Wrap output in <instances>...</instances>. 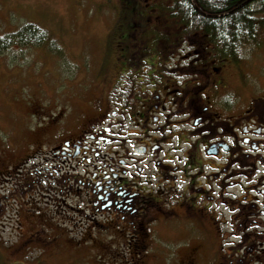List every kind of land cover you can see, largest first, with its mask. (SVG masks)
I'll return each instance as SVG.
<instances>
[{
	"label": "rangeland",
	"instance_id": "1",
	"mask_svg": "<svg viewBox=\"0 0 264 264\" xmlns=\"http://www.w3.org/2000/svg\"><path fill=\"white\" fill-rule=\"evenodd\" d=\"M142 3L141 0H0V38L11 37L28 26L45 33L39 45L13 36L8 48L0 50V155L4 158L0 164L2 264H185L186 257L195 253L193 249L198 252V264H214L212 256L217 252L222 261L241 264L239 256H249L244 250L254 253L252 244L238 243L249 232H255L252 236L256 244L261 243L264 248V219L256 214L246 220L245 215L239 216L236 211L240 206L238 200L243 197L250 199L243 204L247 210L258 205L255 202L264 201V123L258 125L264 122V1L261 7L253 4L258 10L252 29L255 42L239 40L234 56L230 51L238 69L232 63L215 64L214 60L220 59L219 53L229 47L223 38L210 42L200 34L191 35L183 40V56H175L177 76L189 74L184 68L189 59L198 62L192 67L194 72H199L195 67L209 66L208 75L201 76L204 84L196 87L198 92L202 91L208 110L220 114L206 118L205 123L212 128L206 134L197 126L187 134L191 143L188 159L197 166V170L186 173V178L192 176L194 188H182L189 200L180 203L184 197H179V193L173 195L171 188L160 187L163 197H170L175 216L182 215L185 220H170L174 216L166 212L146 238L136 239L113 230V222L92 218L88 201L77 196L76 191L60 193L51 178L55 176V164L52 173L47 174V182L40 181L44 165L39 154L49 152L64 134L77 132L79 123L90 116L95 100L110 98L121 60L115 42L110 48L109 43L127 37L132 29V19L126 16L120 20L118 16L123 17L121 9L125 6L132 7L143 22ZM125 19L128 21L124 26ZM120 21L121 26L116 29ZM138 26L134 23L131 38H145ZM128 43L134 55L132 65L137 68L141 51L145 52L141 48L144 43ZM175 47L179 53L181 45L176 42ZM107 48L106 58L101 61ZM164 52L169 53V44ZM185 54L189 56L185 58ZM213 66L224 69L223 85L217 83L218 74L213 73ZM101 74L103 80L99 82ZM253 107L258 119L242 120V115ZM233 115L240 117L239 127L234 132L225 130L227 136L218 139L221 145L229 143L230 148L226 146L228 149L220 155L206 154L208 149L215 151L211 143L212 138L220 135L219 122L232 121ZM183 116L187 118L186 114ZM180 118L176 117L179 121ZM182 121L179 124L184 123L183 129L190 131L187 119ZM243 124H247L246 130H242ZM229 149L230 159L223 160ZM187 163L186 159V166ZM160 183L164 185L162 179ZM187 184L189 180L183 183ZM198 185L205 188V191L198 189L202 194L199 199L195 188ZM253 219L258 224L250 227ZM128 240L136 245H129Z\"/></svg>",
	"mask_w": 264,
	"mask_h": 264
},
{
	"label": "flooded vegetation",
	"instance_id": "2",
	"mask_svg": "<svg viewBox=\"0 0 264 264\" xmlns=\"http://www.w3.org/2000/svg\"><path fill=\"white\" fill-rule=\"evenodd\" d=\"M122 12L123 19L128 16L130 20L131 10L125 7ZM232 13L239 16V7H236ZM125 20L124 26L128 19ZM134 23L139 24L141 33L146 34L145 38H131L132 33L134 34ZM134 23L130 21L132 29L127 37L113 39L110 43L109 39L107 41L110 44L109 48L115 42L118 58L121 60L118 79L108 95L112 100L110 98L95 100L94 106L90 107V116L83 123H79L77 132L64 134L49 152L39 154L44 165V177L40 181L41 183L47 182V174L52 173V167L55 164V176H51V178L60 193L76 191L77 196L88 201L92 218L100 217L104 222H113L115 227L112 229L118 233L125 232L133 238L143 239L150 234L151 229L159 225L166 212H170L174 216L168 218L170 220L174 218L185 220L182 215L175 216L176 212L170 204V197H163L160 187L171 188L174 192L173 195L179 193V197H184L179 201L180 203L189 200V198H185L182 188H194L192 176L186 178V173L189 174L191 169L197 170V166L193 164L192 159H188L191 143L190 140H187V134L193 132V126L201 127V131L206 134L212 129L205 123L206 118L210 114L217 116L220 114L208 110L209 105L205 102L202 91L198 92L199 88L196 87L204 84L201 76L208 75L209 66L195 67L199 69V72H194L192 67L198 62L189 59L184 65V68L189 70V74L174 75L176 70L174 66L177 65L175 56L176 58L180 55L183 56V40L191 38V35L183 38L173 35L168 42L169 53L160 54L154 50L155 47L152 48L150 45V42L155 40L151 33L154 30H159V23L153 19L148 23L150 26L138 19ZM120 26L121 21L116 29ZM207 37L209 38L208 35ZM214 39L218 40L219 38L215 37ZM239 40L240 34L234 36L233 56L236 51L235 45L240 42ZM129 41L144 43L141 48L145 49V52L141 53L137 68H134L135 65H132L134 62H131L134 55L132 52V54L130 53ZM176 42L181 45L177 49L179 53H176ZM108 50L107 48L101 61L106 58ZM125 50L127 53H124ZM230 51L228 47L227 50L219 53L220 59H224L226 63L217 58L214 60L215 64L232 63L233 67L238 69L237 62L231 60ZM187 56L189 54H185V58ZM166 64L168 67L165 66ZM212 68L215 69L212 70L213 73L217 72L218 74L217 83L223 85L224 69H221V66L218 67L219 69L214 66ZM164 69H168L169 73H164ZM132 71L135 72L132 74ZM192 75L199 76L193 79ZM144 77H146V81H144ZM102 80L103 74L99 75V82ZM254 110L253 107L250 112L244 113L241 119L257 120L258 113L255 114ZM185 114L187 118L183 116ZM178 116H181L180 121L187 119L186 124L190 125V131L183 129L184 123L179 124L180 121L176 119ZM211 118L219 122L216 117L211 116ZM221 122L223 124L219 122L217 127L220 135L212 138L211 145L217 152L213 155H220L228 147L230 148L229 143L226 147L221 145L223 143H218V139L227 136L224 135L225 130L231 129L234 132L239 127L240 117L233 115L232 121L223 120ZM262 123L264 122H259L258 125H262ZM205 124L206 126H204ZM242 128V130H246L247 124H243ZM196 136L198 139L197 134ZM244 143L250 144L246 141ZM208 150H206V154H208ZM226 154V157L222 158L223 160L230 159V149ZM186 159L188 160L187 166ZM3 162L4 158L0 155V164ZM161 179L164 185L160 183ZM186 180H189V184L183 185ZM232 182L231 180L230 183ZM195 188L205 191L202 185ZM185 191L187 190L185 189ZM201 196V191H199L198 199ZM172 199L178 201V197ZM248 200L250 199L247 197L238 200L240 206L236 210L239 212L237 215H245L243 218L248 220L250 216L257 214L258 218L264 219V201L255 202L258 205L247 210L243 204ZM166 203H169L168 208L165 207ZM192 204L195 205V202ZM189 215L192 214L189 213ZM110 224L108 223V225ZM253 224H258V221L253 219L249 222L250 227ZM102 225L104 226V224ZM254 233L249 232L246 236L243 234L240 237L238 243L252 244L254 252L252 254L251 251H248L249 249L244 250L243 252H249V256L240 255L239 262L241 264H264V248L260 247L261 243L260 245L256 244L252 236ZM127 242L131 246L136 245L133 240ZM193 251L194 254L191 253L186 257L185 264H198V252L195 249ZM212 258L214 264H232V260L222 261L221 254L218 252Z\"/></svg>",
	"mask_w": 264,
	"mask_h": 264
},
{
	"label": "trees",
	"instance_id": "3",
	"mask_svg": "<svg viewBox=\"0 0 264 264\" xmlns=\"http://www.w3.org/2000/svg\"><path fill=\"white\" fill-rule=\"evenodd\" d=\"M145 9V25L153 19L159 23V30L152 31L151 35L155 40L151 41V47L163 54L172 36L186 37L188 35H201L202 38L209 36V41L214 38L227 39L232 51L233 37L240 34L241 43L255 42L253 38V28L257 23L258 10L253 7L254 3L262 6L264 0H162L149 1L141 0ZM126 7V6H125ZM124 7V8H125ZM239 7V16L232 13ZM123 8V9H124ZM121 9V11H123ZM131 14L136 13L134 8H130ZM130 15L132 22L139 18L140 14ZM123 19L121 14L118 16ZM141 20V17L140 19ZM228 28V30H226ZM16 33V32H15ZM45 33L35 26H28L11 37L32 40L37 45L41 44ZM246 35V36H245ZM253 35V37H252ZM245 36V37H244ZM250 36V37H248ZM10 36L0 38V50H5L10 45L13 38ZM230 38V39H228ZM252 38V39H251ZM143 45V44H142ZM150 51V50H149ZM144 52V51H141ZM0 264L1 261H0Z\"/></svg>",
	"mask_w": 264,
	"mask_h": 264
},
{
	"label": "water",
	"instance_id": "4",
	"mask_svg": "<svg viewBox=\"0 0 264 264\" xmlns=\"http://www.w3.org/2000/svg\"><path fill=\"white\" fill-rule=\"evenodd\" d=\"M211 152L215 153V151H211Z\"/></svg>",
	"mask_w": 264,
	"mask_h": 264
}]
</instances>
